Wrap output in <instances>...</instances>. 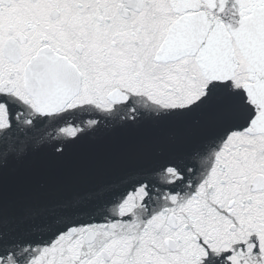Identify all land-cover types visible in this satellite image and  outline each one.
I'll list each match as a JSON object with an SVG mask.
<instances>
[{"label": "snow or ice", "instance_id": "1", "mask_svg": "<svg viewBox=\"0 0 264 264\" xmlns=\"http://www.w3.org/2000/svg\"><path fill=\"white\" fill-rule=\"evenodd\" d=\"M0 264H264V0H0Z\"/></svg>", "mask_w": 264, "mask_h": 264}]
</instances>
